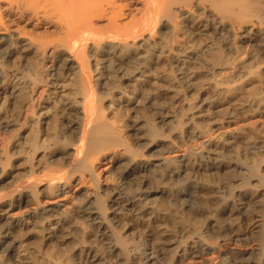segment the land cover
<instances>
[{
  "label": "bare ground",
  "instance_id": "obj_1",
  "mask_svg": "<svg viewBox=\"0 0 264 264\" xmlns=\"http://www.w3.org/2000/svg\"><path fill=\"white\" fill-rule=\"evenodd\" d=\"M0 264H264V0H0Z\"/></svg>",
  "mask_w": 264,
  "mask_h": 264
},
{
  "label": "rangeland",
  "instance_id": "obj_2",
  "mask_svg": "<svg viewBox=\"0 0 264 264\" xmlns=\"http://www.w3.org/2000/svg\"><path fill=\"white\" fill-rule=\"evenodd\" d=\"M148 88H149V89H148ZM146 89L149 91V90H151V87H150V86H147ZM237 99H239V97H238ZM222 108H225V107L219 106V110H221ZM223 111H224V109L221 110V112H223ZM125 113H126V112H124L123 115H124ZM124 116H125V115H124ZM153 183H154V184H153ZM153 183H151V184H153V185H155V186L150 185V186H151V189H152V190H153V189H154V190H155V189L157 190V188L160 187L158 190L161 191L162 188L164 187L162 184H164V183H166V182L163 181V182L159 183V184H160L159 187H158L159 184H158L157 182H154V181H153ZM157 184H158V185H157ZM156 185H157V186H156ZM151 204H152V205H153V204H154V205L159 204L158 207L161 205V203L158 202V200H157L156 202H154V203L152 202ZM154 205H153V206H154ZM156 207H157V206H156ZM71 217H72V216H71ZM71 217H70V216L68 217V218H70L68 221H69L70 223H72L73 225L70 226V223H69V222H68V225H66V226H69V228H70V227L72 228V227L74 226L73 221H74L75 219L73 220V218L71 219ZM169 218H170V217H169ZM70 220H71V221H70ZM172 220H175V219H172ZM178 220H180V219H178ZM178 220H175V221H177V223H178ZM74 222H75V221H74ZM179 222H180V223H178L177 228H176L177 231H176V229H175V230H170V231H173L172 233H174V234H169L170 231L167 232V234H168V236H169V237H167V235L165 236L167 241H171V242H173V240L176 239V237H174V236H177V235H175L176 233L179 234L180 232H183V233H184V232L186 231V230H184V229H186V225H185V223L181 224L182 221H179ZM124 224H125V223H124ZM124 224H123V225H124ZM181 225H182V229H181ZM184 227H185V228H184ZM69 228H67V229H69ZM183 228H184V229H183ZM72 229H73V228H72ZM178 230H180V231H178ZM182 230H184V231H182ZM69 231H70V232H69ZM69 231H68L69 233L67 232V230H66V231H63V230H62V232L60 231V234H63L64 239L66 238L65 235L68 234L67 237H70L71 233L74 234V235L72 234L73 236H71L70 238H67L65 241H64V239L62 238L63 236H62V235H59V233H57V236H59L58 238H60V240H58L57 243H56V240H52V242L54 243V245L57 244V245H56V248L58 247L57 250L62 246V247H61L62 250H61V249L58 250V251L56 250L58 253L60 252V253H59L60 255L63 254V255H61V258H62V259H64V257L67 256V255L73 256V259H76L77 257H74V256H75V251H76V250H75L76 248H75L74 246L77 247L78 244L81 245L80 240H79L78 237H77V234H76V236H75V232H73V230H72V231L69 230ZM134 231H135V229H134V230H130L129 232L133 234ZM174 231H176V232H174ZM32 232H33V233H31V231H29V233L26 235V237H27L28 239L26 240L25 244H26V243L29 244L30 241L32 242V241L34 240L35 236L37 235V234L35 233V231H32ZM63 232H64V233H63ZM66 232H67V233H66ZM30 233H31V234H30ZM170 233H171V232H170ZM32 234H33V235H32ZM69 234H70V235H69ZM170 235H172L171 238H170ZM57 236H56V237H57ZM36 237H37V236H36ZM56 237H54V239H55ZM75 237H77V238H75ZM58 238H56V239H58ZM61 238L63 239V243H62V239H61ZM73 238H74L75 241H72ZM167 238H168V239H167ZM169 238H170V239H169ZM71 239H72V240H71ZM76 240H77V241H76ZM71 242H72V243H71ZM78 242H79V243H78ZM60 243H61V244H60ZM70 243H71V244H70ZM74 243H75V244H74ZM77 243H78V244H77ZM58 244H59V245H58ZM64 244H65V245H64ZM66 244H67V245H66ZM80 245H79V247H80ZM59 246H60V247H59ZM63 246H64V247L66 246L67 248H66V249L64 248V250H63ZM70 246H71L72 248H71ZM30 247H31V246H30ZM79 247H78V248H79ZM68 248H69V249H68ZM78 248H77V249H78ZM71 250H72L73 253L71 252ZM61 251H62V252L64 251V253H61ZM65 251H66V252H65ZM67 251H68V252H67ZM69 251H70V252H69ZM66 253H67V255H66ZM68 253H69V254H68ZM71 254H72V255H71ZM70 256H68V257H70Z\"/></svg>",
  "mask_w": 264,
  "mask_h": 264
}]
</instances>
